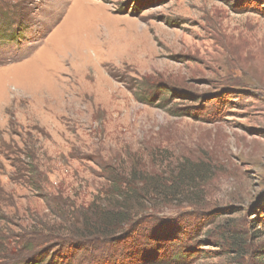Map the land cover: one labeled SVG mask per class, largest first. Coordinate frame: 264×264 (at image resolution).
<instances>
[{"label": "rangeland", "instance_id": "1", "mask_svg": "<svg viewBox=\"0 0 264 264\" xmlns=\"http://www.w3.org/2000/svg\"><path fill=\"white\" fill-rule=\"evenodd\" d=\"M2 14L22 43L0 39V264L67 250L59 234L97 239L80 214L132 173L171 183L139 219V263L264 264V0H0ZM71 28L85 61L59 56Z\"/></svg>", "mask_w": 264, "mask_h": 264}, {"label": "trees", "instance_id": "2", "mask_svg": "<svg viewBox=\"0 0 264 264\" xmlns=\"http://www.w3.org/2000/svg\"><path fill=\"white\" fill-rule=\"evenodd\" d=\"M2 15L3 16L0 17V25L3 30L2 34H0V39L7 38L6 36L10 35L9 38L11 41L21 44L22 42L18 39L21 30L16 28L8 33L11 25V17L7 14ZM21 55L22 53L16 58L21 57ZM26 156L27 153L24 152L22 156L24 159L21 160L26 181H28L27 183L30 189L41 191L43 189V186H41L43 180L40 178L38 166L34 163V160L28 159L29 156L28 158H26ZM175 177H177L175 179L181 186L192 184L193 178L191 170L188 172H178ZM135 180H137L136 174L132 173L130 177L117 181L119 184L113 185L112 188L105 191V194H107L106 198L108 197V199L104 201L103 205L98 206L93 201L87 207L86 211L90 212V216L88 217V214H84L83 212L80 214L81 218L79 217L78 223L82 228L91 231V234L97 239L90 240L88 236L85 235L86 237L81 236V238L78 239L80 244H75L70 241L67 237L68 235L59 234L54 240L59 242L69 241L70 246L67 250H58L57 253L49 256L50 251L43 249L35 259H30L19 264H141L139 261L144 258L140 255L139 246L142 244L144 235L141 236L140 233L144 229L143 225L145 224L139 219L148 211L158 210V207L162 206L163 203H165L166 206L170 205L169 201L166 200V193L167 190H170L167 188L171 187V183L165 185L163 181H157L153 178H142V180L139 181L140 185L134 187L133 184ZM146 184L148 185L147 188L144 187ZM136 188L139 190H136ZM45 199L49 200L50 198L45 196ZM155 200L158 202L162 200V203L155 205ZM257 211H259V213H264V207H261L260 210ZM261 223L264 225V222ZM67 230H69V228ZM118 231L120 235L116 234ZM151 237L153 236H150V238ZM145 238V240L148 241V236H145ZM114 241H119L123 244L122 247H120L121 249L115 248L110 252H104L103 250ZM31 245V242L25 238L19 240V247H23L24 249L27 247L28 249L26 251L31 250ZM170 248L169 245L166 247V249ZM159 249L160 248H158L156 253L150 256L149 259L147 258V262L157 263L156 260L160 257V254H158ZM261 249H264V246ZM72 250L74 251L71 252ZM80 251L81 255L76 257L77 253ZM165 255L166 253H163L161 256Z\"/></svg>", "mask_w": 264, "mask_h": 264}, {"label": "bare ground", "instance_id": "3", "mask_svg": "<svg viewBox=\"0 0 264 264\" xmlns=\"http://www.w3.org/2000/svg\"><path fill=\"white\" fill-rule=\"evenodd\" d=\"M73 26V25H72ZM71 32L67 33L66 35V40H64L63 42H61V45L59 46V49H60V57H62L63 55H65V58L67 60H70L71 61V57L75 58V56L77 57V54H78V57L85 61L87 55H86V49H87V46L85 44L81 45L77 42H75L74 38L71 37V35L74 33L73 29L71 28L70 29ZM74 39V40H73ZM58 64L60 65V62H58ZM57 65V66H59ZM53 68V67H52Z\"/></svg>", "mask_w": 264, "mask_h": 264}]
</instances>
